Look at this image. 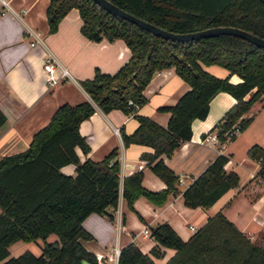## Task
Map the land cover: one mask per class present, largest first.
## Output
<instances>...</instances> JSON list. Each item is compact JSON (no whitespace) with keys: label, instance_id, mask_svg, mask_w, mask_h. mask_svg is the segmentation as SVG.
I'll list each match as a JSON object with an SVG mask.
<instances>
[{"label":"trees","instance_id":"16d2710c","mask_svg":"<svg viewBox=\"0 0 264 264\" xmlns=\"http://www.w3.org/2000/svg\"><path fill=\"white\" fill-rule=\"evenodd\" d=\"M132 15L175 33L193 32L215 26H234L264 38V0H109ZM75 8L82 35L93 41L122 39L129 59L113 74L96 69L90 79L80 81L91 101L102 112L119 109L133 114L137 127L122 132L124 145H146L153 153H144L153 173L166 185L151 191L142 185L143 173L137 170L120 182L117 152L112 150L99 161H80L75 148L86 154L89 145L79 133L81 121L95 111L91 101L74 105L63 103L48 123L37 130L27 148L0 158V264H97L96 256L79 239L91 238L83 220L91 213L115 208L120 195L132 209L133 201L145 197L153 205H162L170 193L178 191V176L166 166L169 156L190 139L191 123L206 117L210 100L221 91L236 99L212 128L220 142L233 126L246 129L252 117L243 115L254 102L264 97V48L240 37L220 34L192 41H172L151 34L136 24L113 15L93 0H49L46 20L49 32L57 30L61 19ZM217 64L241 78L231 83L228 77L212 75L203 65ZM174 67L190 88L173 105H162L169 112L166 126L148 116L137 114L146 102L143 90L153 74ZM131 100L132 104L128 101ZM6 122L0 110V128ZM204 137V136H203ZM259 162L258 175L264 179V146L253 144L247 151ZM229 158L219 154L182 191L183 202L191 208L210 207L228 189L238 185L234 171H226ZM75 165V174L61 171ZM157 242L150 255L159 257L160 246L175 249L165 264H264V248L250 242L222 212L187 240H183L167 222L149 228ZM54 241H46L49 235ZM43 239L41 253L29 251L10 257L9 248L17 241ZM117 264H154L148 254L134 243L119 251Z\"/></svg>","mask_w":264,"mask_h":264},{"label":"crops","instance_id":"0c3cea01","mask_svg":"<svg viewBox=\"0 0 264 264\" xmlns=\"http://www.w3.org/2000/svg\"><path fill=\"white\" fill-rule=\"evenodd\" d=\"M48 5L49 0H0V110L6 116V122L0 128V158L26 149L33 134L48 123L59 105L91 101L80 81L92 78L96 69L113 74L130 57L122 39L93 41L82 35L81 20L75 8L61 19L55 32H49ZM28 30L37 33L42 42L31 46L29 41L33 38L26 36ZM45 58L52 59L54 67L57 62L66 68L69 76L49 84L43 70ZM203 68L216 77H228L231 83L241 81L239 76L217 64L203 65ZM189 88L174 67L156 71L143 90L146 102L136 113L166 126L169 112L159 111L158 107L173 105ZM258 101L248 111L255 105H263L264 97ZM235 103L236 99L229 93L218 92L210 100L206 117L192 121L190 139L171 155L162 156L166 166L178 179H183V184H177L178 191L170 193L162 205H153L139 196L131 209L120 195L115 208H107L104 213H91L83 220L82 225L91 238H80L79 241L97 259L100 258V264L111 263L113 248L120 250L128 243H134L142 253L148 254L154 264H165L175 254V249L160 246L162 254L159 257L150 255L151 248L158 244L151 237L149 228L167 222L183 240H187L217 212H222L250 242L264 248V179L258 175L259 162L247 153L253 144L260 145L248 132L254 119L252 117L245 130L224 142L211 131ZM246 113L244 117H247ZM136 127L133 114H125L119 109L105 113L95 106L94 113L78 127L90 149L86 154L79 147L75 151L80 161L86 158L99 161L115 150L120 182L125 176L141 170L142 185L151 191H161L166 187L165 183L153 173L147 160L141 158L144 153H153V149L135 143L124 145L122 141L121 133L129 134ZM262 133L264 135V129ZM219 154L228 156L225 170L237 173L238 185L228 189L208 208L186 206L182 191ZM61 171L73 176L75 165H64ZM190 225L194 226V231ZM47 239L56 240L50 235Z\"/></svg>","mask_w":264,"mask_h":264},{"label":"water","instance_id":"95a60500","mask_svg":"<svg viewBox=\"0 0 264 264\" xmlns=\"http://www.w3.org/2000/svg\"><path fill=\"white\" fill-rule=\"evenodd\" d=\"M96 2L99 6H101L103 9L108 11L109 13L116 15L120 18H123L127 21H130L137 26L141 27L144 30L149 31L151 34L155 36L162 37L164 39H169L172 41H192L197 40L200 38H206V37H213L220 34H227V35H233L240 37L244 40H247L248 42L255 44L257 46H260L264 48V38H261L249 31H246L244 29L234 27V26H215V27H209L202 30H197L193 32H183V33H175L172 31H168L166 29H162L150 22H147L145 20H142L131 13L126 12L125 10L119 8L109 0H93Z\"/></svg>","mask_w":264,"mask_h":264},{"label":"rangeland","instance_id":"374dc122","mask_svg":"<svg viewBox=\"0 0 264 264\" xmlns=\"http://www.w3.org/2000/svg\"><path fill=\"white\" fill-rule=\"evenodd\" d=\"M256 106L259 109H257ZM246 116L253 117L254 119L253 125H251L250 129L248 130L249 134L254 136L256 141H259L257 143H260V145H264V135L262 133L264 129V104L255 105L251 111H248L246 113ZM50 237L57 239L56 235L54 234L50 235ZM46 241H50V239H46ZM43 243L44 241L41 238L29 242L17 241L9 248L10 257H15L24 251H29L34 255H39L41 253V247Z\"/></svg>","mask_w":264,"mask_h":264},{"label":"built area","instance_id":"2783aa9c","mask_svg":"<svg viewBox=\"0 0 264 264\" xmlns=\"http://www.w3.org/2000/svg\"><path fill=\"white\" fill-rule=\"evenodd\" d=\"M26 36H31L33 38V40L29 41V44L31 46L42 42L41 39L39 38L38 34L31 31V30L27 31ZM54 65L55 64L53 63L52 59H49V58L44 59L43 70L45 71V74H46V81L51 85L57 83L60 79H63V78H66L69 76V72L66 68L60 66L57 62H56L55 67H54ZM55 72H57V73H55ZM128 103L132 104V101L129 100ZM237 133H238V128L236 126H233L231 131L227 132L226 134H227V136H231V135H236ZM178 182L183 184V179L179 178ZM189 228L192 231L195 230L194 226H192V225H190ZM144 233L146 234L147 231L145 230ZM119 251L120 250L118 247L113 248V256L114 257H113L111 263H109V264H117ZM97 261H98V264H100V258H98Z\"/></svg>","mask_w":264,"mask_h":264}]
</instances>
